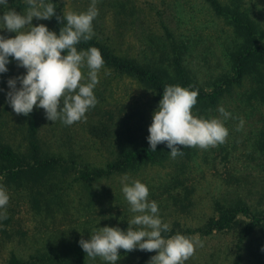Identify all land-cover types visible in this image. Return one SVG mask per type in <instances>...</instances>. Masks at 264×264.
<instances>
[{"label":"rangeland","instance_id":"374dc122","mask_svg":"<svg viewBox=\"0 0 264 264\" xmlns=\"http://www.w3.org/2000/svg\"><path fill=\"white\" fill-rule=\"evenodd\" d=\"M13 1L19 0H8V7L23 14L27 7H11ZM52 1L60 3L65 12L76 13L86 11L91 4V0ZM245 1L260 13L264 24V0ZM97 7L99 13L109 17L110 27L122 33V43L117 46L121 53L172 69L166 25L179 43L192 77L204 90L213 91L224 75L232 73L226 56L232 29L216 16L206 0H98ZM4 10L0 5V12ZM32 23L36 26L46 20L33 18ZM0 35L12 38L15 33L0 30ZM9 60L8 72L0 74L3 139L24 149L29 117H35L46 147L75 161L68 163L67 170L55 180V193L46 188L41 193L32 192L0 178L10 197L6 209H0L8 217L0 219V264H7L12 253L23 258L58 254L65 261L54 259L41 264H76L80 254L85 253L79 241L89 240L95 229L109 226L127 231L128 221L135 214L122 193L121 181L126 174L130 181L139 180L149 188L148 199L157 202L159 216L170 228L204 227L210 218L218 216L217 202L230 204L243 199L255 210L264 209V160L260 149V141L264 140V94L249 81L232 88L213 106L193 109L195 115L205 118L218 117L219 106L232 114L225 121L229 136L224 144L207 150L195 148L190 159L147 164L87 184L78 178L84 164L105 166L115 158L126 136L149 135L153 112L159 104L155 94L136 78L104 65L94 89L98 103L86 113V120L66 126L59 120L49 121L44 109L36 107L28 116L17 115L7 103V81L26 74V70L13 58ZM83 71L86 76L87 68ZM240 118L244 126L237 131ZM93 125H113L119 134L96 137L91 133ZM35 195L42 202L40 208ZM197 236L203 247H197L185 264H237L239 228L215 230L212 234L198 230L190 237ZM263 242L259 232L244 241L243 259L238 264H254L255 252ZM143 252L145 257L139 249L130 253L121 249L116 264H148L156 255L154 251ZM86 264L107 262L87 257Z\"/></svg>","mask_w":264,"mask_h":264},{"label":"clouds","instance_id":"9594fccd","mask_svg":"<svg viewBox=\"0 0 264 264\" xmlns=\"http://www.w3.org/2000/svg\"><path fill=\"white\" fill-rule=\"evenodd\" d=\"M23 14L8 7V0H0L6 10L0 12V30L15 33L12 38L0 35V74L8 72L9 57L17 62L26 74L7 81V103L17 115L28 116L34 107L45 111L46 119L60 121L66 126L86 120V113L94 108L97 97L94 89L99 83V73L105 65L101 51L96 47L78 50L81 42L90 41L95 35L93 21L99 15L98 0L84 12H66L58 15L52 0H25ZM53 16L62 25L59 34L45 24L33 26V18L50 20ZM87 68L85 76L83 69ZM106 72L105 75H110ZM19 82V87H17ZM2 91V89H0ZM199 90L179 85H166L158 108L153 112L147 137L151 151L158 144H166L172 159L183 156V148L207 150L224 144L229 136L225 121L232 114L219 106L218 117L205 118L193 113ZM240 118L237 131L243 129ZM122 178V193L134 217L128 221L127 231L119 227L104 226L91 232L89 240L81 239L80 246L89 259L100 258L107 264H116L121 257L119 250L130 253L156 252L148 264H185L203 247L199 237L170 232V225L159 216L158 204L150 201L149 188L139 180ZM6 187L0 184V209L9 203ZM0 212V219H7Z\"/></svg>","mask_w":264,"mask_h":264},{"label":"trees","instance_id":"16d2710c","mask_svg":"<svg viewBox=\"0 0 264 264\" xmlns=\"http://www.w3.org/2000/svg\"><path fill=\"white\" fill-rule=\"evenodd\" d=\"M206 1L216 16L230 26L233 32L232 40L226 51L232 73L224 75L222 82L216 84L211 92L204 90L194 80L185 63V57L179 43L171 29L166 25L164 26L169 41L168 48L171 49L170 53H172L170 65L172 69L137 56L119 52L121 49H117V46L119 48V43H122V39L119 37L123 35L117 27L114 29L110 27V19L106 13L103 15L102 11L93 21L95 35L90 41L81 42L77 46L78 50H86L89 47L98 48L105 61V66L123 75L136 78L146 89L155 94L158 102L162 99L163 89L166 85H179L192 90L198 89L197 104L193 109L213 106L232 88L242 85L245 81H249L253 88L264 94V24L260 13H257L245 0ZM52 3L57 5L58 15L66 13L60 3L57 1H52ZM11 7L23 8L27 5L19 0L13 1ZM45 24L50 31L59 34L62 25L55 16L46 20ZM28 121L27 144L24 149H17L3 139L0 124V178L4 177L7 183L16 187L27 188L32 192L41 193L42 189L46 188L55 193L58 187L55 180L60 173L67 170L68 163H73L75 159L67 158L63 154L47 148L41 139L37 119L29 117ZM91 133L104 139L119 134L113 125H93ZM148 136H126L120 141L115 158L111 159L105 166L84 164L78 177L79 180L90 184L95 180L132 171L143 165L165 163L171 160L170 149L167 148L166 144H158L156 151L150 150ZM260 149L264 160V140L260 141ZM181 151L184 155L177 158L190 159L195 155V148H183L181 146ZM34 200L39 208L42 207L39 196L35 195ZM217 208L218 216L210 218L204 227H171L170 232L162 235L170 237L179 233L191 236L198 230L204 234H212L215 230L223 231L237 227L240 232L238 264L243 259L244 241L255 232H259L264 240V209L255 210L243 199L230 204L217 202ZM140 252L145 257V253ZM54 259L65 261L66 258L58 254L41 256L32 254L29 258H23L12 253L7 264H41ZM86 262V253H81L76 264H86ZM254 264H264V242L263 247L255 252Z\"/></svg>","mask_w":264,"mask_h":264}]
</instances>
